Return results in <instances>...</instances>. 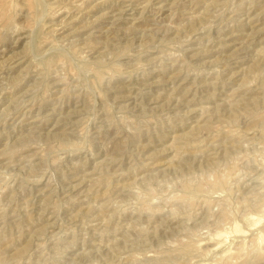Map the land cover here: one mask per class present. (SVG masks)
I'll return each instance as SVG.
<instances>
[{
    "label": "rangeland",
    "instance_id": "obj_1",
    "mask_svg": "<svg viewBox=\"0 0 264 264\" xmlns=\"http://www.w3.org/2000/svg\"><path fill=\"white\" fill-rule=\"evenodd\" d=\"M0 264H264V0H0Z\"/></svg>",
    "mask_w": 264,
    "mask_h": 264
}]
</instances>
